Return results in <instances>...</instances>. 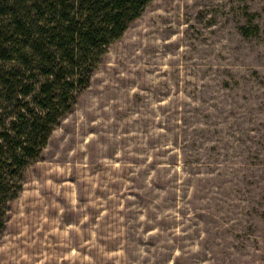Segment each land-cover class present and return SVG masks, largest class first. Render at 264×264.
<instances>
[{
	"label": "rangeland",
	"instance_id": "rangeland-1",
	"mask_svg": "<svg viewBox=\"0 0 264 264\" xmlns=\"http://www.w3.org/2000/svg\"><path fill=\"white\" fill-rule=\"evenodd\" d=\"M106 42L0 193V264H264V0H152Z\"/></svg>",
	"mask_w": 264,
	"mask_h": 264
},
{
	"label": "trees",
	"instance_id": "trees-1",
	"mask_svg": "<svg viewBox=\"0 0 264 264\" xmlns=\"http://www.w3.org/2000/svg\"><path fill=\"white\" fill-rule=\"evenodd\" d=\"M151 1L0 0V101L15 97L21 102L39 88L33 100L41 109L33 112L26 101L17 105L19 111L8 125L0 118V126H5L0 132V193L14 176L22 177L15 172L23 162L37 158L47 144L56 112L70 108L67 100H56L57 90L70 82L66 66L91 67L93 49L107 43L108 36L121 34ZM53 13L58 17L50 16ZM58 50L63 52L59 61ZM33 61L42 69L39 85L27 73Z\"/></svg>",
	"mask_w": 264,
	"mask_h": 264
}]
</instances>
